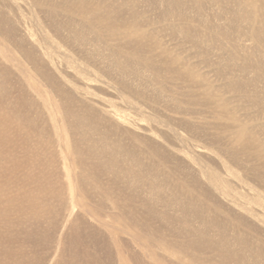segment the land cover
Masks as SVG:
<instances>
[{"label":"bare ground","instance_id":"bare-ground-1","mask_svg":"<svg viewBox=\"0 0 264 264\" xmlns=\"http://www.w3.org/2000/svg\"><path fill=\"white\" fill-rule=\"evenodd\" d=\"M204 1L227 9L234 19L229 24L235 21L249 30L212 27L203 19L206 5L200 0H0V38L8 40L13 52L61 103L58 107L68 130L81 131L70 146L66 137L57 133L58 150L50 139L34 142L25 134L24 123L30 118L27 109L36 107L37 102L0 62V103L4 98L9 102L0 108V264L19 260L12 248L20 238V228L31 231L44 222L53 231L59 226L65 232L71 226L69 229L85 233L93 242L106 239L100 228L112 227L114 222H120L126 231L140 232L139 184L146 168L140 152L128 145L137 144L134 131L142 128L131 126L125 118L128 109L141 113L154 111L165 101L175 103L178 90L169 93L166 85L184 88L181 95L192 106L207 104L215 120L225 123L210 137L201 130L194 138H182L181 148L173 151L181 154L190 148L217 156L218 167L208 160V166H213L211 173L197 170L207 182L208 198L220 199L227 206L225 213L243 230L253 229L246 218L264 225V123L254 126V119L239 118L232 104L258 102L264 114V0ZM30 8L34 13L27 12ZM233 35L236 38L229 42ZM224 41L226 44H221ZM245 41L252 42L251 48L259 54L241 50ZM208 48L225 51V55H210ZM67 73H72V78ZM258 84L263 91L255 90ZM91 85L119 94L125 109L99 98ZM149 85L159 89L154 94L157 97L150 95ZM178 109L171 114L188 116L193 112L181 106ZM105 118L121 124L105 127ZM181 120L186 123L165 119L155 123L179 136L181 130L186 133L182 126L188 127L187 119ZM222 135L226 138L221 145ZM239 156L243 162L255 160L260 165L252 173L239 175ZM73 167L79 172L72 176L69 169ZM102 174L111 177L106 185L97 181ZM64 179L69 181L67 190ZM127 180L132 181L127 189L116 187L118 181ZM75 208L80 212L73 214ZM25 237L29 238V233ZM193 237L192 245L206 246L199 233ZM108 239L113 242L112 236ZM259 241L264 245V239ZM221 249H226L224 242ZM135 254L120 258L119 264L127 260L139 264ZM238 255L237 261L242 256ZM224 257L229 260L230 254Z\"/></svg>","mask_w":264,"mask_h":264},{"label":"rangeland","instance_id":"rangeland-1","mask_svg":"<svg viewBox=\"0 0 264 264\" xmlns=\"http://www.w3.org/2000/svg\"><path fill=\"white\" fill-rule=\"evenodd\" d=\"M200 2L204 3L205 1L200 0ZM204 5L206 7L203 11V19H206L212 27H218L220 30L232 28L235 32L237 30H249V26L236 24L235 21L233 24H229V21L231 22L234 19L228 14L227 9L208 5V3H204ZM27 12L32 14L34 10L30 8ZM191 20H195L194 17ZM235 38L236 35H233L229 42ZM221 44H226V41ZM252 46V42L245 41L241 43L240 48L244 52L248 50L254 54H259L258 50L251 48ZM208 49L210 55H225V51L221 52L217 48ZM226 49L229 48L226 47ZM0 62L26 88L30 97L37 102L36 107L27 109L30 118H28L27 124L24 123L26 125L25 129H27L26 133L24 132L25 134L32 136L34 142H46L50 139L55 150L59 148L57 146V133L66 137L68 146H70L72 139L80 137L81 131L79 132L78 129L69 131L66 127V118H62L61 110L58 107V105L61 106V103L59 101L57 103L56 98L54 99L45 86L35 78L19 54L13 52L8 40L2 38H0ZM250 71H253V69ZM67 74L72 78V73ZM251 75H253V72ZM126 80L130 81L129 79ZM149 87L151 96L159 91L157 87L152 85H149ZM255 87L256 91H263L260 84L255 85ZM90 88L102 100H112L120 109H125L121 96L116 92L101 85H91ZM173 88L178 90V95L175 94L176 98L173 101L175 103L165 101L158 104L155 109L152 105L154 111L145 109L141 113L134 109H128L127 112L129 113L126 114L128 118H125L127 122L132 124L131 126L142 128L134 131L138 138L137 144L131 143V145H128L135 151L137 149L140 152L143 166L146 168V174L143 171L145 178L139 184L138 197L142 205L140 214L143 221L140 232L126 231L125 227L119 224L120 222H114L112 227L100 228L106 239L93 242L85 233L79 234L75 229H69L71 226L65 232L59 226L56 227L58 228L56 231H53L54 229L47 222L42 223L40 228L31 231L23 227L19 231L21 234L17 231L20 238L12 248L14 250L13 255L20 258L15 261L16 263L12 262L10 264H54L55 262V264H119L120 258L127 257L128 259V257L134 256L135 253L139 258V264H264V245L259 241V239H264V225L255 219L245 217V221L253 229L243 230L241 227H237L234 224V217L225 213L227 206L220 199L208 198L209 196L205 193L207 182L197 170L201 168L211 173L213 166H208V160H212L218 167L217 156L209 152H195L190 148L184 149L181 154L173 151L181 148L182 138H194L196 137L195 132L201 130L206 131L210 137L211 134L216 133L217 128L225 127V123L215 120V113L207 104L201 103L199 106H192L187 97L181 95L184 88H180L178 85L165 86V90L169 93L173 92ZM143 91L145 92V90ZM157 96L154 95L153 97ZM248 103L247 100H241L239 103L233 101L236 115L239 118L254 119V126H261L264 123V114L260 111L262 110V104L254 101L252 103L251 100L249 106ZM8 104V100L4 98L0 103V108L4 109ZM180 106L189 108L193 112H190L191 114L189 113L188 116L171 114L172 112H178ZM138 115L143 118H139ZM183 118L187 119L188 127L182 126L186 133L181 130L179 136L155 123L157 120L162 121L164 119L171 121L170 123H173L174 120L186 123L181 120ZM105 120V127L121 124L111 120V118H105ZM258 122L262 124L259 125ZM33 126L35 128L32 129ZM256 130L259 131L258 128ZM150 131L154 132L155 135ZM225 138L223 136L221 145L225 142ZM200 145L202 144L200 143ZM183 148H186V146ZM229 148L231 149V147ZM72 157H75L74 154ZM242 159L239 156L238 160L241 165L238 166L241 170L236 169L239 175L241 173L245 175L252 173V169L260 165L258 161L252 160L246 163ZM77 172L79 170L75 167L72 170L69 169L72 176ZM62 173L64 176L66 170L62 169ZM102 175L99 176L97 181L102 185H106L111 177ZM64 181L66 188L69 181L67 179H64ZM92 182H95V180ZM130 182L132 181H118L116 187L127 189ZM151 186L155 191L152 190ZM75 193L77 197V191ZM69 197L67 195L68 203L66 205L70 210ZM94 197V200H97L95 193ZM105 203L108 202L105 201ZM150 207H152L151 212H149ZM77 210L75 208L73 214L80 212ZM237 214L239 213L235 211V215ZM87 217L86 220L92 222ZM106 220L109 221L107 218ZM27 233H29V238L25 237ZM196 233H199L201 241L206 246L202 244L192 245L193 240H195L193 234ZM138 234L141 236L140 239ZM109 235L113 237V242L108 239ZM142 236L148 241L146 242ZM223 242L226 244L225 250L221 249ZM169 247L171 251H165V248L169 250ZM225 253L230 254L229 260L224 257ZM234 254L239 257L242 255L241 259L237 261ZM188 259H192V262H189ZM125 264H130V261L127 260Z\"/></svg>","mask_w":264,"mask_h":264}]
</instances>
